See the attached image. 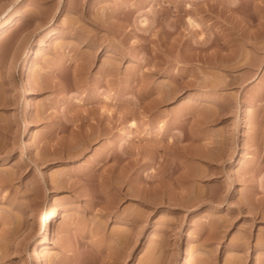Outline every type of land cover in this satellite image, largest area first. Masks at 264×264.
Returning <instances> with one entry per match:
<instances>
[{
    "label": "rangeland",
    "instance_id": "374dc122",
    "mask_svg": "<svg viewBox=\"0 0 264 264\" xmlns=\"http://www.w3.org/2000/svg\"><path fill=\"white\" fill-rule=\"evenodd\" d=\"M7 13L0 264H264V0Z\"/></svg>",
    "mask_w": 264,
    "mask_h": 264
},
{
    "label": "bare ground",
    "instance_id": "6f19581e",
    "mask_svg": "<svg viewBox=\"0 0 264 264\" xmlns=\"http://www.w3.org/2000/svg\"><path fill=\"white\" fill-rule=\"evenodd\" d=\"M17 15H9V13H7L5 16H4V19L1 21V23H0V33L4 30V29H6V28H8L9 26H11L12 24H15V23H17L16 21H17ZM147 18H143L140 22L142 23V25L144 24H147L146 22H147ZM189 24L192 26V27H196V26H198L199 25V23L195 20V19H193L192 17H189ZM33 50L32 49H30V52H32ZM28 74H27V72L25 71V70H23L22 71V73H21V79L22 80H27L28 78ZM31 92H33V91H31L30 89H27L26 91H25V96L27 95V94H30ZM121 116V115H120ZM121 118V117H120ZM131 126H135V122L134 121H132L131 122V124H130ZM59 214V210L57 209V208H54V209H52L50 212H48V213H46V214H44L43 216H42V220L44 221L43 222V228H42V230H43V236H44V238H43V242L44 243H46V242H48L49 240H50V237H51V234H52V223H53V220L57 217V215ZM36 264H44V259H43V257H42V255L40 254V253H38L37 255H36Z\"/></svg>",
    "mask_w": 264,
    "mask_h": 264
}]
</instances>
